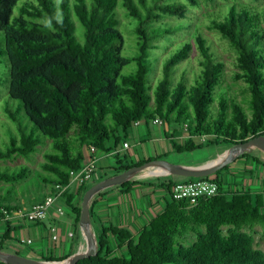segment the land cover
<instances>
[{"label":"trees","instance_id":"16d2710c","mask_svg":"<svg viewBox=\"0 0 264 264\" xmlns=\"http://www.w3.org/2000/svg\"><path fill=\"white\" fill-rule=\"evenodd\" d=\"M19 1L0 0V64L8 58L9 97L21 103L16 112L3 110L19 135L8 128L12 136L6 150H0V162L17 158L31 161L49 140L52 150L45 154L36 181L41 191L49 188L48 196L57 194V186L67 187L72 173L85 168V148L94 147L95 157L109 154L130 139L137 122L148 127L161 119L174 131L166 136L178 154L222 143L232 147L264 136V20L258 12L233 4L223 20H213L209 26L236 51L240 71L237 78L249 87L252 110L249 118L237 100L229 102L222 96L218 116L214 117V94L222 81L224 64L214 60L201 36L196 44L202 70L194 85L189 87L184 79L176 84L172 81L175 68L188 59L192 50V44L185 43L163 63L162 78L151 91L148 58L160 49L155 41L183 27H156V22L170 17L184 19L188 12L185 4L175 0H62L56 5L54 0H35L24 3L19 14L13 16ZM187 1L199 4L198 0ZM120 10L134 21L132 34L137 51L133 57L123 55ZM75 17L82 26V40L77 36ZM132 64L136 65L135 71L123 74L124 68ZM1 84L0 80V87ZM22 111L31 129L18 117ZM75 128L79 149L68 141ZM183 131L188 133L187 139L177 142L176 135ZM202 139L204 142H195ZM121 156L117 155V174L147 163L131 162ZM6 170L0 172V185L13 188L28 183L34 175L27 165ZM212 180L220 187L219 195L200 199L196 205L174 200L172 188L177 182L170 180L164 184L169 195L164 211L138 237L112 225H102L97 236L98 255L77 264H264V252L255 249L254 238L242 231L247 224L264 220V196L237 191L229 197L222 189V179ZM90 187L85 184L78 190L79 206L74 205L77 196L71 189L61 197L77 215V223L83 197ZM121 187L128 189L131 184ZM11 196H0V220L5 219V213L20 210V204ZM48 196L42 192L31 206L43 203ZM4 223L3 242L11 240L10 235L17 229L9 221ZM188 233H194L196 241L186 247L179 239ZM68 258L49 255L40 261L62 262Z\"/></svg>","mask_w":264,"mask_h":264},{"label":"crops","instance_id":"0c3cea01","mask_svg":"<svg viewBox=\"0 0 264 264\" xmlns=\"http://www.w3.org/2000/svg\"><path fill=\"white\" fill-rule=\"evenodd\" d=\"M156 128L153 124L146 127L142 122L140 126L131 131V137L126 141L130 144L127 151L122 149L123 145L121 144L109 154L96 156L98 162L94 184L119 175L114 171L119 167L118 154L122 155L121 157L123 155L127 156L129 161H136L137 163L150 162L149 159L165 161L163 157L167 155L166 152H173L166 133H173L174 131L168 125L167 128H164V131H156ZM177 139L178 137L175 140L177 141ZM148 145L151 147H148ZM214 147L216 150L214 157L203 161L198 166H190L201 167L212 163L225 156L230 149V146L226 143L214 145ZM84 155L86 158L85 164L87 165L93 155L88 148L84 149ZM238 160H242L243 165H236ZM238 160L228 165V169L219 171L220 173L215 174L211 179H222L224 184L222 189L229 197L237 191H249L254 196H264V153L255 149L249 156L242 157L241 155ZM156 169L158 168H151L134 175L129 181L131 187L128 189H123L121 185L114 186L94 196L90 210H92L93 215L92 230L96 239L102 225H112L120 228L136 238L157 215L164 211L166 199L169 196L164 184H169L171 181L176 183L178 179H175V176L168 175H149L152 170ZM235 175H239V178ZM158 177L161 178L157 179ZM232 179L237 181H230ZM71 192L77 196L74 205L79 206L78 189L72 187ZM57 206L55 205L50 210L48 218L41 223H31L18 215L24 210H28L26 207L18 211H12L11 214H6L5 219L0 220V251L35 260H41L49 255L57 258L64 256L70 258L78 253L85 252L87 242L81 227L78 228L80 224L77 223V215L63 202L59 206L64 209L65 213L60 215ZM5 221H9L12 227L17 228V234L12 232L10 235L11 240L3 242ZM55 226L59 235V240L56 242L52 238L51 230ZM70 234H73V236L71 237ZM29 240H31V244L28 243Z\"/></svg>","mask_w":264,"mask_h":264},{"label":"rangeland","instance_id":"374dc122","mask_svg":"<svg viewBox=\"0 0 264 264\" xmlns=\"http://www.w3.org/2000/svg\"><path fill=\"white\" fill-rule=\"evenodd\" d=\"M30 1L35 0H20L14 8L13 16H17L19 14L20 6ZM54 1L57 5L62 0ZM175 1L185 4L187 6L188 12L184 19L170 17L167 19H163L160 22H156V27H165L167 25H181V27H183L180 30L175 29L173 34H169L165 37L161 36L155 41V44L159 46L160 49L156 51L154 50L148 58V65L150 69L148 79L151 81V91H153L155 86L158 84L159 80L162 78L163 63L175 53L176 49H178L185 43H191L192 50L188 59L175 68L172 76V81H174V83L176 84L180 80L184 79L185 83L189 87L194 85V80L196 76L202 70L200 66L202 56L196 44L197 37L201 36L207 42V46L210 48L214 60L224 64L222 81L214 94L215 104L212 108L213 116H218L220 98L222 96H225L229 100V102L232 99L237 100L239 104H241L242 107L245 109L246 113L248 114V117L251 118V94L249 87L244 80L237 78V73L240 72L237 67L238 55L233 49V47L230 45V43L226 41L219 33L211 31L209 29V26L213 20H223L228 13V9L233 4L258 12L264 20V0H214V3H208L205 0H198V5H192L187 0ZM71 2L73 3L74 0H71ZM119 15L120 20L122 21L119 26V30L121 31L125 39L123 55L126 57H133L137 51L136 38L132 34V31L134 29V21L132 19L127 18L123 10L119 11ZM74 20L77 28V36L80 40H82V26L80 25L76 17ZM261 23L264 26V21H261ZM135 68V64L127 66L124 68L123 74H130L135 71ZM9 69V60L5 57L1 60L0 64V80L2 81L0 87V150H6L7 146L9 145L12 134L10 133V130L8 128H10L13 133H15V135H19L15 129L16 125L13 122H10L5 117L3 112V110H5L6 108H10L12 111L16 112L18 111L19 106L21 105L20 101L12 100L9 97ZM228 116L229 118H231L232 116L231 109L228 111ZM18 117L21 121H23L25 127L30 129L32 128V124L29 122L25 111H22V113ZM164 126L167 128L166 124H164ZM164 126L157 127L156 131H164ZM178 130L180 129L178 128ZM77 134L78 129L75 128L68 137V141L71 143L72 146H74L75 149L80 148L79 144L76 142ZM176 136L178 137L177 141L184 142L188 137V133L186 131H183L180 135ZM204 139H202L201 141L195 140V142H204ZM206 139L213 140L214 138ZM148 147L151 146L148 145ZM51 150V142L48 140L45 145L40 146L38 148L37 152L33 155L31 161H26L23 158H17L14 161L0 162V172H6V169L8 168L15 169L20 166L27 165L33 170L34 173L33 177L28 183L25 182L24 184L16 185L14 188L12 187V185L2 183L0 185V196L5 197L8 194H10V196L12 195L11 197L16 199L18 201V204H20V209L23 207L30 209L32 207L30 203L35 198L39 197L42 192H44L48 196L50 193L49 188L46 187L44 190L41 191L38 187V184H36V181L38 180V173L42 172L41 165L45 162V154L47 152H50ZM166 153L167 155L163 157L165 161L183 166H198L203 161L214 157L216 154V150L214 146H210L202 150H196L183 154H178L174 151L172 153ZM241 161L242 160H238L236 162V165H243ZM235 177L239 178V175H235ZM160 178L161 177H158L157 179ZM174 178L178 179V182L189 181V178ZM233 180L235 179H232L230 181ZM79 227L80 225L78 226V228ZM223 230L226 234L227 227H224ZM200 231L204 232V228H201ZM242 231L251 235L254 238L255 249L264 252V220H260L256 223L247 224L243 227ZM13 233H16V231ZM195 241L196 235L194 233H188L179 239V242L186 247L192 245ZM116 253H119V251L116 250Z\"/></svg>","mask_w":264,"mask_h":264},{"label":"water","instance_id":"95a60500","mask_svg":"<svg viewBox=\"0 0 264 264\" xmlns=\"http://www.w3.org/2000/svg\"><path fill=\"white\" fill-rule=\"evenodd\" d=\"M255 149L264 153V136L256 138L253 137L245 143L233 145L232 147H230L225 156L201 167L181 166L169 163L164 160H155L147 162L142 166L133 167L125 171L124 173H121L112 178H108L95 183L87 190L82 200V209L79 224L87 242V250L85 252L78 253L62 262H47L22 257L20 255H11L0 251V262L6 264H77L81 260L96 257L98 255V243L92 230V220L90 212L91 201L95 195L104 191L105 189L123 185L129 182L134 175L156 167L165 170L164 175L168 176L189 179L210 178L228 165L234 163L239 159L241 155L251 154Z\"/></svg>","mask_w":264,"mask_h":264},{"label":"built area","instance_id":"2783aa9c","mask_svg":"<svg viewBox=\"0 0 264 264\" xmlns=\"http://www.w3.org/2000/svg\"><path fill=\"white\" fill-rule=\"evenodd\" d=\"M153 125L156 127H163L164 122L161 119H155ZM141 125V122H137L134 124V127H138ZM130 148V144L128 142L124 143L123 150L127 151ZM90 153L93 157L89 160L85 168L78 172L72 173L70 184L65 188L56 187L57 194L48 196L43 203L36 204L32 206L28 210H24L18 215L21 218L26 219L31 223H41L45 221L50 213V210L55 206H57V211L60 215H64V209L59 206L61 204L62 195L72 187H76L78 190L85 184L89 186L94 185V180L97 173V158L95 157L96 149L94 147L90 148ZM220 187L214 182L212 179H195L192 181H181L177 182L172 188V197L176 201H188L191 205H196L203 198H214L219 195ZM8 213H5V215ZM52 238L56 242L59 240L58 229L57 227H53L52 229ZM72 237L73 234H70ZM31 244V240L28 241Z\"/></svg>","mask_w":264,"mask_h":264},{"label":"bare ground","instance_id":"6f19581e","mask_svg":"<svg viewBox=\"0 0 264 264\" xmlns=\"http://www.w3.org/2000/svg\"><path fill=\"white\" fill-rule=\"evenodd\" d=\"M164 174H165V170H163L162 168H158L156 170H152L149 175H151V176H153V175L154 176H163Z\"/></svg>","mask_w":264,"mask_h":264}]
</instances>
